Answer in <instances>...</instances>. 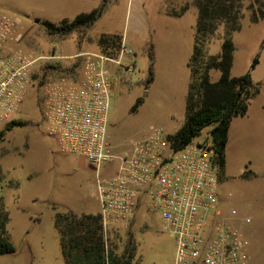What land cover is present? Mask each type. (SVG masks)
I'll list each match as a JSON object with an SVG mask.
<instances>
[{
  "label": "rangeland",
  "instance_id": "1",
  "mask_svg": "<svg viewBox=\"0 0 264 264\" xmlns=\"http://www.w3.org/2000/svg\"><path fill=\"white\" fill-rule=\"evenodd\" d=\"M253 1H243L239 29L228 35L221 22L208 35L204 60L219 56L223 42L231 37L236 47L232 76L251 71L261 82V92L251 100L247 114L231 124L220 195L223 215L250 241L248 264H264V17L255 8L258 19L253 20L248 9ZM138 4L137 0H0V14L19 22L22 34L21 42L11 45L40 58L34 76L41 84L30 89L17 116L27 123L0 139V212L16 248L14 253L0 254V264H69L57 219L65 227L67 214L100 213L98 177L115 169V164L98 168L82 155L63 151L49 132L44 116L46 85L75 63L68 55L94 51L103 33L124 36L127 48L133 49L122 56V64L109 65V132L116 151L129 149L133 140L154 127L174 134L183 126L199 8L196 0H145L144 7L139 4L143 15L138 28ZM94 9L101 12L90 28L65 39L51 36L42 24L74 19ZM258 54L259 63L252 68ZM54 64L56 68L48 66ZM209 74L217 81L221 70L212 68ZM5 125L1 123L0 129ZM232 209L237 215L231 214ZM245 217L252 221L244 223ZM104 234L107 247L119 255L128 252L132 264H175L176 240L155 210L143 207L130 226L109 225Z\"/></svg>",
  "mask_w": 264,
  "mask_h": 264
},
{
  "label": "built area",
  "instance_id": "2",
  "mask_svg": "<svg viewBox=\"0 0 264 264\" xmlns=\"http://www.w3.org/2000/svg\"><path fill=\"white\" fill-rule=\"evenodd\" d=\"M18 25L0 14V124L17 118L40 60L11 45L22 40ZM126 53L134 51L123 42L117 58L100 51L69 55L82 62L79 70L50 81L45 92L44 116L62 150L82 155L98 168L115 164L114 171L98 177L104 229L130 226L145 207L161 214L165 229L175 238V264H248V237L223 215L211 138L204 135L177 148L162 127H154L133 140L129 149L115 150L109 132V65L122 64Z\"/></svg>",
  "mask_w": 264,
  "mask_h": 264
},
{
  "label": "trees",
  "instance_id": "3",
  "mask_svg": "<svg viewBox=\"0 0 264 264\" xmlns=\"http://www.w3.org/2000/svg\"><path fill=\"white\" fill-rule=\"evenodd\" d=\"M243 1L196 0L199 18L194 51L188 62L191 81L187 94L186 119L176 133L169 134L174 145L182 148L205 132V136L212 139L216 150L215 159L221 183L225 174L226 146L231 124L234 118L247 114L251 100L261 92V82L254 80L251 71L240 76H232L236 47L231 37L223 42L222 53L211 57L208 62L204 60V46L208 35H212L221 22L226 24L228 35L240 28L238 22L244 8ZM258 3L260 6H257ZM255 8L259 17H264V0H254L248 6V9L253 11V20L258 19ZM100 12L99 9H94L81 12L74 19L65 18L60 23L43 21L42 24L51 36L65 39L75 31L91 26ZM98 45V51L117 58L123 46V36L103 33L98 38ZM258 63L259 54L255 57L252 68ZM56 64L48 66L56 68ZM81 64L80 60L75 61L72 66L64 68V72L79 70ZM212 68L221 70V77L217 81L211 80L209 71ZM35 81L36 75L33 87H41V84ZM139 103L140 101L135 107H138ZM26 123L21 118L6 122L4 128L0 129V139L16 125ZM5 218L6 216L0 212V254L16 251L6 234ZM65 218L67 220L65 227L61 225L62 220L59 218L57 226L63 235V246L69 264H132L128 252L117 255L107 247L100 213L84 214L79 217L67 214Z\"/></svg>",
  "mask_w": 264,
  "mask_h": 264
},
{
  "label": "crops",
  "instance_id": "4",
  "mask_svg": "<svg viewBox=\"0 0 264 264\" xmlns=\"http://www.w3.org/2000/svg\"><path fill=\"white\" fill-rule=\"evenodd\" d=\"M138 2H139V4H143V7H144V5H145V0H137ZM139 4H138V6H137V15H138V18H136V20H138L137 21V24H136V26L138 27V28H140V19H142V15H143V12H142V9H141V6H139ZM140 13H141V15H140ZM135 17H136V15H135ZM89 29L90 28V26H88V27H84V29ZM73 39V38H72ZM79 42V41H78ZM123 42L125 43V37L123 36ZM99 50V45H98V43H97V49H95L94 51H98ZM73 54H75V53H73ZM73 54H70V55H73ZM69 56V55H68ZM136 217H137V215H136ZM136 217H135V219H136ZM135 221V220H134ZM108 248H109V250H112L113 251V253H115V249L111 246V247H109V245H108ZM115 254H117V253H115ZM117 255H119V254H117Z\"/></svg>",
  "mask_w": 264,
  "mask_h": 264
}]
</instances>
